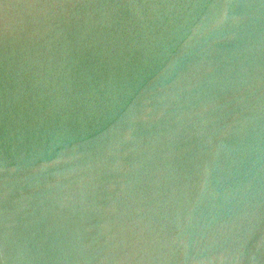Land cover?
I'll return each instance as SVG.
<instances>
[{
  "label": "water",
  "instance_id": "1",
  "mask_svg": "<svg viewBox=\"0 0 264 264\" xmlns=\"http://www.w3.org/2000/svg\"><path fill=\"white\" fill-rule=\"evenodd\" d=\"M0 264H264V0H0Z\"/></svg>",
  "mask_w": 264,
  "mask_h": 264
}]
</instances>
